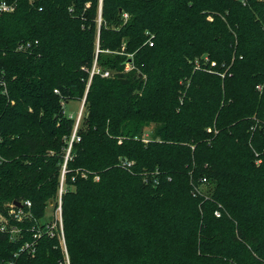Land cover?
Returning <instances> with one entry per match:
<instances>
[{"label": "trees", "instance_id": "obj_1", "mask_svg": "<svg viewBox=\"0 0 264 264\" xmlns=\"http://www.w3.org/2000/svg\"><path fill=\"white\" fill-rule=\"evenodd\" d=\"M3 1L0 264H264V0Z\"/></svg>", "mask_w": 264, "mask_h": 264}, {"label": "rangeland", "instance_id": "obj_2", "mask_svg": "<svg viewBox=\"0 0 264 264\" xmlns=\"http://www.w3.org/2000/svg\"><path fill=\"white\" fill-rule=\"evenodd\" d=\"M125 17V16H124ZM126 18V17H125ZM209 21H211V18L208 17L207 18ZM152 38V35L150 36V39ZM207 57V55H202V56H199V57H195L193 58L192 60H189L188 64L189 65H192V71H191V76L194 72L196 71H199V72H203L204 73H208V74H211V75H215V76H218L219 78H221L222 80L225 78V77H229L230 74L227 73L228 72V69L229 67L232 65V62L229 64V65H226V64H217L218 65V68H217V74L211 72H207L205 68H203V65L201 64V60L203 58ZM197 62L200 63V67L197 68ZM94 68V67H93ZM98 69V68H97ZM129 70H131L130 67H126L124 69L125 72H128ZM206 71V72H205ZM108 72V76L106 77H110L112 75V71H104V73ZM103 73V74H104ZM103 76V75H102ZM105 77V76H103ZM189 83H190V78H188L187 80H183L180 82V84L182 86H184V88H188L189 86ZM262 88H263V85H262ZM81 105H82V102H78V101H74V100H71V101H68L67 103L64 104V113L66 116L72 118V119H75L77 121V118H78V115L79 113L81 112ZM207 132L209 133V130L211 131V129L207 128L206 129ZM145 133L142 137V141L146 142L148 141L149 139V134H150V131H153V125H149L145 130ZM125 161L123 162V166L125 165ZM133 164V162H130ZM259 161H256V164H258ZM145 180H147L146 176L144 177ZM94 181H98V177L95 176L94 177ZM144 181V180H143ZM62 179L60 181V186L62 185ZM200 187H198L197 191H198V194L200 196H204L203 198L206 199L207 197L205 195H207V192H209V187L206 186L204 183H201V185H199ZM62 189V187H61ZM219 207V206H218ZM220 208V207H219ZM45 217L41 220H36L34 217L32 219V216L28 213H22L20 214L19 218L16 217V210H14L11 206H5V209L2 211H0V226L1 225H4L5 227H7L9 230H12V229H17L15 226H13L10 221L11 219L13 221H21L22 219H31L35 222V227H36V236H40L41 235V232L43 231V227L45 229H48V235L49 237H53V233L55 231V224L56 222H59L61 221V202L60 200L58 199L57 201H53L51 204H49L46 208H45ZM18 232V231H17ZM60 244L62 245V250H63V253L65 254V249H64V242H63V237L60 239Z\"/></svg>", "mask_w": 264, "mask_h": 264}, {"label": "built area", "instance_id": "obj_3", "mask_svg": "<svg viewBox=\"0 0 264 264\" xmlns=\"http://www.w3.org/2000/svg\"><path fill=\"white\" fill-rule=\"evenodd\" d=\"M238 1H240L242 4L245 3V0H238ZM15 7L16 6L13 3H7V2H4L3 1V2L0 3V14L12 13V12H14ZM124 16L126 17V15H124ZM150 46H152V44H150ZM200 62L203 65V68H205L207 72H209V73L213 72V73L217 74L218 65H217L216 62L210 61L207 57L203 58ZM199 65H200V63L197 62V66L196 67L199 68L200 67ZM94 72L99 73L100 71L99 70H96L94 68L93 69V73ZM103 76H105V77L108 76V72L104 73ZM256 89L258 91H261L262 87L260 85H258L256 87ZM54 93H58V92L55 90ZM6 94H7V92H6V89H5V81L3 79V73L0 72V95H6ZM209 132H210V130H209ZM127 166H130V164H128ZM202 182L204 183L205 180L203 179ZM195 191L197 192V189L196 188H195ZM25 206L27 208H29L30 207V203L29 202H25ZM22 213L23 212H21V210H18L16 212V214H17L16 217L19 218L20 217L19 215L22 214ZM214 215L216 217H219L220 216V213L218 211H216L214 213ZM5 229H6V227L4 225H1L0 226V230L2 232H4ZM11 231H12L11 232L12 235L16 233V230L15 229H12ZM27 248H29V245L28 244H26L24 247H22L21 249H19L18 253H21L24 250H27ZM17 254L15 256H17Z\"/></svg>", "mask_w": 264, "mask_h": 264}, {"label": "water", "instance_id": "obj_4", "mask_svg": "<svg viewBox=\"0 0 264 264\" xmlns=\"http://www.w3.org/2000/svg\"><path fill=\"white\" fill-rule=\"evenodd\" d=\"M84 101H85V100L83 99V100H82L81 109H82V107H83ZM80 114H81V113H79V115H78V118H77V121H76V125H75V126H77V123H78L79 118H80ZM13 205L16 206L17 208H22V207H23L22 204L19 203V202H14Z\"/></svg>", "mask_w": 264, "mask_h": 264}, {"label": "bare ground", "instance_id": "obj_5", "mask_svg": "<svg viewBox=\"0 0 264 264\" xmlns=\"http://www.w3.org/2000/svg\"><path fill=\"white\" fill-rule=\"evenodd\" d=\"M80 111H82V109H81ZM80 113H81V112H80Z\"/></svg>", "mask_w": 264, "mask_h": 264}]
</instances>
